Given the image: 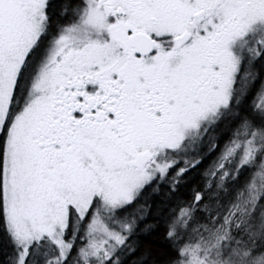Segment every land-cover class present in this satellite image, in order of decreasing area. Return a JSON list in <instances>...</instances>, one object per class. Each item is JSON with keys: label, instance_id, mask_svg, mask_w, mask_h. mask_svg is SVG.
<instances>
[{"label": "snow or ice", "instance_id": "snow-or-ice-1", "mask_svg": "<svg viewBox=\"0 0 264 264\" xmlns=\"http://www.w3.org/2000/svg\"><path fill=\"white\" fill-rule=\"evenodd\" d=\"M0 264H264V0H0Z\"/></svg>", "mask_w": 264, "mask_h": 264}]
</instances>
